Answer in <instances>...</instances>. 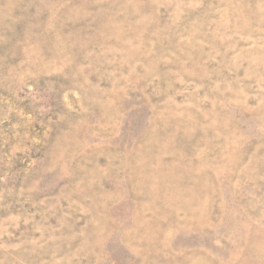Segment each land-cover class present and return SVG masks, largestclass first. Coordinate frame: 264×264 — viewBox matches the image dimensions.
I'll list each match as a JSON object with an SVG mask.
<instances>
[{"label": "rangeland", "instance_id": "374dc122", "mask_svg": "<svg viewBox=\"0 0 264 264\" xmlns=\"http://www.w3.org/2000/svg\"><path fill=\"white\" fill-rule=\"evenodd\" d=\"M0 264H264V0H0Z\"/></svg>", "mask_w": 264, "mask_h": 264}]
</instances>
